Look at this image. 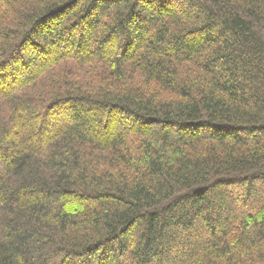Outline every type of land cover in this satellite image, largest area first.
<instances>
[{"label": "trees", "instance_id": "trees-1", "mask_svg": "<svg viewBox=\"0 0 264 264\" xmlns=\"http://www.w3.org/2000/svg\"><path fill=\"white\" fill-rule=\"evenodd\" d=\"M0 264H264V0H0Z\"/></svg>", "mask_w": 264, "mask_h": 264}, {"label": "rangeland", "instance_id": "rangeland-1", "mask_svg": "<svg viewBox=\"0 0 264 264\" xmlns=\"http://www.w3.org/2000/svg\"><path fill=\"white\" fill-rule=\"evenodd\" d=\"M2 82L0 81V84H1Z\"/></svg>", "mask_w": 264, "mask_h": 264}]
</instances>
